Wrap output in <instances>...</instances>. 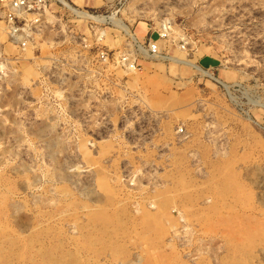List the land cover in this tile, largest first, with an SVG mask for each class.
Listing matches in <instances>:
<instances>
[{
    "label": "rangeland",
    "instance_id": "374dc122",
    "mask_svg": "<svg viewBox=\"0 0 264 264\" xmlns=\"http://www.w3.org/2000/svg\"><path fill=\"white\" fill-rule=\"evenodd\" d=\"M65 1L0 21V264H264V0Z\"/></svg>",
    "mask_w": 264,
    "mask_h": 264
},
{
    "label": "built area",
    "instance_id": "2783aa9c",
    "mask_svg": "<svg viewBox=\"0 0 264 264\" xmlns=\"http://www.w3.org/2000/svg\"><path fill=\"white\" fill-rule=\"evenodd\" d=\"M69 7L65 0H0V21L7 25L12 39L17 40L21 33L30 25L40 24L49 7L53 5ZM151 55L159 53L156 44H149ZM184 48V45H181ZM124 63L134 67L128 57L123 58Z\"/></svg>",
    "mask_w": 264,
    "mask_h": 264
},
{
    "label": "bare ground",
    "instance_id": "6f19581e",
    "mask_svg": "<svg viewBox=\"0 0 264 264\" xmlns=\"http://www.w3.org/2000/svg\"><path fill=\"white\" fill-rule=\"evenodd\" d=\"M80 11V10H79ZM120 24V23H119ZM120 26H122L123 28H125L127 31H129V28L123 24H121Z\"/></svg>",
    "mask_w": 264,
    "mask_h": 264
}]
</instances>
